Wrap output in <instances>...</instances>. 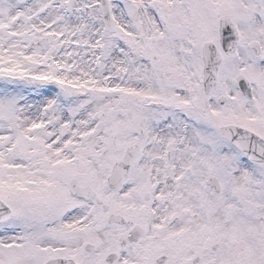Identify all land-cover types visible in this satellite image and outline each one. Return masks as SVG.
Listing matches in <instances>:
<instances>
[{
  "label": "snow or ice",
  "instance_id": "6c2138e0",
  "mask_svg": "<svg viewBox=\"0 0 264 264\" xmlns=\"http://www.w3.org/2000/svg\"><path fill=\"white\" fill-rule=\"evenodd\" d=\"M0 264H264V0H0Z\"/></svg>",
  "mask_w": 264,
  "mask_h": 264
}]
</instances>
